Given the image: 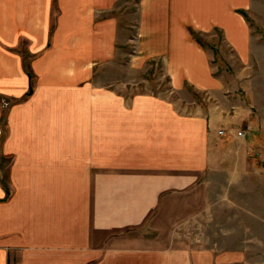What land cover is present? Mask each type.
Here are the masks:
<instances>
[{
	"label": "crops",
	"instance_id": "1",
	"mask_svg": "<svg viewBox=\"0 0 264 264\" xmlns=\"http://www.w3.org/2000/svg\"><path fill=\"white\" fill-rule=\"evenodd\" d=\"M252 1L138 0L127 55L114 14L121 0H0V101L11 103L0 105L11 189L0 182V264L246 263L244 249L208 248L181 231L206 212L213 179L244 166L256 137L236 136L252 129L238 92L244 77L229 90L230 75L198 42L217 37L249 65L253 33L242 12ZM126 57L136 73L160 67L191 112L96 83L98 69ZM30 74L32 94L21 100Z\"/></svg>",
	"mask_w": 264,
	"mask_h": 264
},
{
	"label": "rangeland",
	"instance_id": "2",
	"mask_svg": "<svg viewBox=\"0 0 264 264\" xmlns=\"http://www.w3.org/2000/svg\"><path fill=\"white\" fill-rule=\"evenodd\" d=\"M137 1L121 0L114 12L121 28L126 29L125 35L129 40L127 55L135 52ZM54 3L55 1L53 5ZM56 12L55 7L54 10L52 8L49 20L51 28L56 23ZM242 14L253 33L249 65L238 62L217 37L213 41L215 43L204 38L200 39L206 48L212 50L214 61L219 65L218 71L230 75L229 90L236 92L234 83L237 76L244 77V81L239 83H245L246 86L239 88L238 92L244 98L246 105L252 108L249 121L252 129L247 125L237 132H241L244 136L254 132L256 137L253 146H248L250 150H247L244 166L236 170V176L233 178L224 174L213 179L210 196L212 198L214 194V199L210 200L206 212L184 227L181 233L191 239L204 242L208 248L244 249L249 252L245 264H264V0H253L247 12ZM18 51L23 56L28 70L32 57L27 53L26 46H21ZM127 60L128 57L116 59L98 69L100 74L96 76V83L116 87L128 97L142 93L158 95L174 104L178 111L191 112V105L184 102V97L181 98L170 90L168 79L160 67L149 63L144 70L136 73L129 69ZM31 77L30 86L33 91V76ZM187 90L188 97L196 103L208 102L206 95L195 93L189 88ZM28 97L29 95L21 100ZM0 105L2 109H7L11 103L1 100ZM1 123L0 140L5 132L4 124ZM9 162L10 159L0 156V182L6 188L7 195L11 194L8 173H6ZM245 257L246 254L242 259Z\"/></svg>",
	"mask_w": 264,
	"mask_h": 264
},
{
	"label": "trees",
	"instance_id": "3",
	"mask_svg": "<svg viewBox=\"0 0 264 264\" xmlns=\"http://www.w3.org/2000/svg\"><path fill=\"white\" fill-rule=\"evenodd\" d=\"M55 0H53V2H54ZM52 30V29H51ZM198 42L200 43V45L202 46V47H204V48H206V45L204 44V42L200 39V40H198ZM31 79H32V77H31V75H29V80H30V82H31ZM30 93H31V86H30V89H29V92L26 94V96H28V95H30Z\"/></svg>",
	"mask_w": 264,
	"mask_h": 264
},
{
	"label": "built area",
	"instance_id": "4",
	"mask_svg": "<svg viewBox=\"0 0 264 264\" xmlns=\"http://www.w3.org/2000/svg\"><path fill=\"white\" fill-rule=\"evenodd\" d=\"M220 133H221V132H220ZM236 136H237V137H242L243 134H241V132H236Z\"/></svg>",
	"mask_w": 264,
	"mask_h": 264
}]
</instances>
